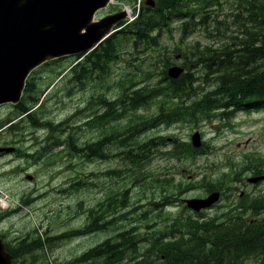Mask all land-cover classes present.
<instances>
[{"label": "rangeland", "instance_id": "1", "mask_svg": "<svg viewBox=\"0 0 264 264\" xmlns=\"http://www.w3.org/2000/svg\"><path fill=\"white\" fill-rule=\"evenodd\" d=\"M137 1L113 0L94 21ZM236 7L232 0H199L195 18L166 21L168 33L137 38L128 28L115 38L116 54L106 64L94 66L101 53L95 51L31 71L33 91L22 102L32 95L41 106L30 116L0 106V236L10 252L20 253L15 264H106L105 257L78 261L101 246L104 253L117 252L108 264H159V251L186 239L187 231L216 243L226 222L262 218L242 206L255 209V199L264 196V179L246 181L258 176L250 165L264 168V115H225L224 109L175 114L185 98H174L172 89L185 81L166 80L171 65L182 66L194 80L185 105L202 94L215 104L220 72L211 64L210 75L194 53L245 37L241 22H234ZM253 24L247 32L257 34ZM182 25L188 32L183 39ZM151 123L160 126L148 129ZM195 132L199 151L191 146ZM98 142L105 144L97 148ZM169 152L171 160L163 155ZM216 183V205L199 213L186 208L185 200L206 197ZM19 204L21 210H9ZM36 242L41 248L32 253ZM260 263L257 255L243 262Z\"/></svg>", "mask_w": 264, "mask_h": 264}, {"label": "trees", "instance_id": "2", "mask_svg": "<svg viewBox=\"0 0 264 264\" xmlns=\"http://www.w3.org/2000/svg\"><path fill=\"white\" fill-rule=\"evenodd\" d=\"M185 3V0H159L157 15H151L143 8V12L138 15L134 23L125 26L122 31L116 33L115 36H111L103 45H100L99 49H95V51H101V53L97 54L94 59V65L96 63L106 64L111 61L119 44L118 39L115 38L123 34L125 29L130 28L131 34L137 38H146L148 30L154 26L156 19L158 22H166L171 13L180 6L185 5ZM233 3L237 5L233 10L234 22H241V28L244 21H247V24L254 23L252 28L255 29L257 34L242 30L241 34H244L245 37H232V42L223 45L218 51L199 52L197 55L198 62L203 60L209 68L211 64H214L218 68L214 72H220L218 76L220 88L218 92L215 91L218 100L215 104H212V99H204L203 94L189 106L181 102L175 114L178 111L194 113L199 110L211 111L225 109V107H246L249 109L264 107V0H233ZM258 36L260 39L257 38ZM260 60H263V64L257 66ZM27 86L29 87V85ZM38 102L39 97L35 98L30 95L25 104L19 102L15 106L16 112L20 115L27 114ZM27 105H30V107H27ZM30 114L28 113L27 116ZM255 203H260L261 208L264 209L263 197L256 199ZM255 226L257 229L247 230L245 232L246 236L245 234L241 235L244 232L243 229L233 227L230 234L225 235L228 239L221 238L225 240V243L230 241L231 245L227 248L226 253H219L220 259L216 263H213L209 258L212 247L209 245L202 246L203 242L197 237L183 244L184 248L179 252L178 257L182 260V264H225L223 262L224 257H243L252 252L264 251V230H261L264 228V221L257 222ZM32 249L35 250V248ZM100 251L101 249L97 248L85 253L82 256V261L86 262L94 259ZM164 252L168 258L175 255L170 248Z\"/></svg>", "mask_w": 264, "mask_h": 264}, {"label": "water", "instance_id": "3", "mask_svg": "<svg viewBox=\"0 0 264 264\" xmlns=\"http://www.w3.org/2000/svg\"><path fill=\"white\" fill-rule=\"evenodd\" d=\"M2 1H5V2H1L0 0V10H1L0 11L1 13L0 14V32H1L0 34V52H1L0 53V88H1L0 102L2 103H6V102L15 103L18 101L19 91L21 89L23 80L27 75V73L34 67L36 63L44 59L46 56H47L46 58L50 56L56 57L61 54L73 53L77 51L83 52L92 48L99 42L101 36L108 28L109 24L116 20V19H107L101 23L99 22V24L97 25L87 26L89 25V22L92 18L91 15L93 11L96 8L102 6L105 3V0H97V1L96 0H89V1L88 0H61V1L60 0H36V1L35 0H2ZM94 1L98 2V4ZM146 3L152 5L151 2L147 1ZM51 11L54 13H52ZM46 12H48V14ZM43 15L44 17H42ZM44 22H46V24ZM81 29L87 31V33L86 34L83 33L84 34L83 35L81 33L82 32ZM34 30H36L37 33L34 32ZM68 34L70 35V37ZM182 71L183 70L181 68L173 67L169 69L168 75L171 78L176 79L180 76ZM196 137L198 138L197 134L193 137V143H195L194 144L195 146H199V138L197 139ZM257 180L259 179H253L251 181L256 182ZM216 199H217V194H214L211 197L207 198L206 200L200 202L192 201L191 203L187 202V204L188 207L190 208L194 207L195 210H199L201 207L207 208L211 206L216 201ZM0 264H8L7 259L3 255V246L1 245V243H0Z\"/></svg>", "mask_w": 264, "mask_h": 264}, {"label": "flooded vegetation", "instance_id": "4", "mask_svg": "<svg viewBox=\"0 0 264 264\" xmlns=\"http://www.w3.org/2000/svg\"><path fill=\"white\" fill-rule=\"evenodd\" d=\"M155 3H156V0H154V7H155ZM154 7L153 8H146L147 10H153L154 9Z\"/></svg>", "mask_w": 264, "mask_h": 264}, {"label": "bare ground", "instance_id": "5", "mask_svg": "<svg viewBox=\"0 0 264 264\" xmlns=\"http://www.w3.org/2000/svg\"><path fill=\"white\" fill-rule=\"evenodd\" d=\"M1 53V52H0ZM3 58V57H2ZM99 143V142H98ZM95 144V143H94ZM4 206V205H3ZM84 230V229H83Z\"/></svg>", "mask_w": 264, "mask_h": 264}]
</instances>
